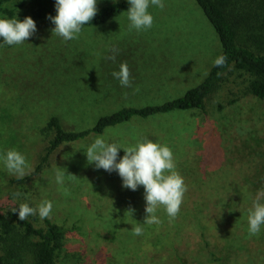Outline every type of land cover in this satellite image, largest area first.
Masks as SVG:
<instances>
[{"label": "rangeland", "instance_id": "1", "mask_svg": "<svg viewBox=\"0 0 264 264\" xmlns=\"http://www.w3.org/2000/svg\"><path fill=\"white\" fill-rule=\"evenodd\" d=\"M119 1L97 0L98 10ZM163 2V10L149 7L148 30L130 31L126 9L104 23L83 26L69 41L52 34L50 19L33 15L30 0H9L0 9V18L31 16L37 26L21 45L0 38V214L13 207L18 213L22 203L36 208L51 201L50 219L68 228L56 264H264V225L258 235L248 232L249 210L264 190V99L247 93V74L229 76L207 99L205 112L133 116L64 142L25 185L15 183L3 163L15 149L33 170L46 152L52 132L44 128L53 115L64 128L81 131L123 107L181 97L204 80L222 52L218 33L196 0ZM112 49L118 50L115 61L105 59ZM122 62L130 69L131 87L112 76ZM98 136L123 146L150 139L172 150L187 186L174 221L161 208L156 213L161 224H143V186L124 188L118 172L88 163L85 150ZM123 155L121 148L118 159ZM57 170L66 173L68 196L56 183ZM16 192L21 195L14 197ZM29 218L43 223L38 215ZM137 224L144 228L142 236L132 233Z\"/></svg>", "mask_w": 264, "mask_h": 264}, {"label": "trees", "instance_id": "2", "mask_svg": "<svg viewBox=\"0 0 264 264\" xmlns=\"http://www.w3.org/2000/svg\"><path fill=\"white\" fill-rule=\"evenodd\" d=\"M6 1L9 0H0V9ZM196 1L218 33L222 45L220 56L227 57L224 67H216L213 64L204 80L181 97L139 108L123 107L100 117L96 125L89 129L68 130L64 128L59 116H51L44 128L45 132H52L45 154L31 175L20 180L14 177L13 181L18 185H25L34 180L48 165L52 153L64 142H74L91 133H101L110 126L130 120L133 116L144 118L175 109L190 108L205 112L207 99L220 89L229 76L231 78L237 73L249 76L248 94L264 99V0ZM30 4L36 18L45 19L56 14L55 0H30ZM129 7L128 0L111 3L100 8L91 24L87 25L104 23ZM233 82L238 84L236 80ZM203 229L202 227L201 233L204 244L211 251L210 239ZM67 230L64 225L48 218L43 219V223L38 225L29 217L21 221L17 212L1 213L0 264H56L64 251Z\"/></svg>", "mask_w": 264, "mask_h": 264}, {"label": "clouds", "instance_id": "3", "mask_svg": "<svg viewBox=\"0 0 264 264\" xmlns=\"http://www.w3.org/2000/svg\"><path fill=\"white\" fill-rule=\"evenodd\" d=\"M115 2V0H113ZM130 5L127 17L130 21L129 30H148L153 25V16L148 11L150 6L164 9L163 0H128ZM56 15L49 16L55 27L52 34L62 37L64 41L78 38L84 25L91 24L98 14L97 0H55ZM37 31L36 22L31 16L22 21L15 18H0V38L7 45H21L29 40ZM111 55L105 59L115 61L118 55L117 49L110 50ZM226 56L217 57L213 64L216 67H224ZM220 75V73H218ZM112 76L119 80L123 87H131V72L126 62H122L119 71H114ZM138 91V89H136ZM124 149V155L118 159L119 149ZM89 164L94 163L97 169H104L111 173L118 172L122 179V187L136 191L139 186L144 188L146 201V216L143 224L159 225L162 220L156 215L161 208L165 211L169 222L174 221L184 201L187 186L183 176L176 170V163L172 150L167 145H161L150 139L135 145L123 146L117 143H109L98 136L85 150ZM6 170L20 180L31 175L32 169L24 155L19 151L8 150L2 157ZM65 171L57 170L56 183L62 186L65 196L70 195V190L63 187L65 183ZM73 175V174H72ZM21 193H13L19 197ZM264 190L259 191L253 201V207L249 210L248 224L249 236L258 235L261 226L264 225ZM53 204L51 201H43L36 208L22 203L18 207V216L21 221L29 216L38 215L41 220L51 218ZM17 212V208H11ZM130 214L133 209L128 210ZM135 236H142L144 228L137 224L132 228Z\"/></svg>", "mask_w": 264, "mask_h": 264}]
</instances>
